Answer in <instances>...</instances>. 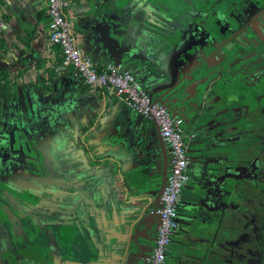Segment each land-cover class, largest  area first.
<instances>
[{"label":"crops","instance_id":"obj_1","mask_svg":"<svg viewBox=\"0 0 264 264\" xmlns=\"http://www.w3.org/2000/svg\"><path fill=\"white\" fill-rule=\"evenodd\" d=\"M98 1L69 0L66 14L82 50L99 67L120 63L145 84L152 99L181 112L183 119L189 181L181 192L179 223L165 264H214L236 234L228 222L236 217L242 199L241 141L223 143L213 137L215 128L201 134L199 121L188 122V112L173 99L191 95L190 80L197 79V73L179 82L182 62L171 75L168 71L165 82L152 76L146 69L149 63L166 65L170 51L160 57L150 53L148 45L141 46L143 37L130 32L126 37L114 21L98 18ZM46 16L45 0L0 1V76L5 80L0 84V264H146L154 245L157 219L152 210L168 170V149L155 122L112 90L85 86L70 70L61 73L65 78H59L60 83L72 90L66 99L72 100L73 109L71 120L62 119L67 133L61 151L66 164L61 166L59 216L52 218L49 204L37 216L34 200L30 203L21 193L27 190L29 196L37 178L16 171L20 153L3 146L8 139L4 133L19 126L20 109L30 114L36 91L41 85L50 87L57 76L54 67L60 54L49 41ZM74 126L80 131L68 144ZM226 167L239 173L227 176ZM71 209L76 217L61 216ZM55 221L59 226H53ZM37 238L42 242L35 247Z\"/></svg>","mask_w":264,"mask_h":264},{"label":"rangeland","instance_id":"obj_2","mask_svg":"<svg viewBox=\"0 0 264 264\" xmlns=\"http://www.w3.org/2000/svg\"><path fill=\"white\" fill-rule=\"evenodd\" d=\"M166 1L99 0L96 10L98 18L114 21L118 31L126 37L129 32L143 37L141 46L147 48L148 45L150 53L160 57L170 51L172 59L168 57L166 65L149 63L146 69L152 76L165 82L164 76L168 71L171 75L173 68L182 62L185 66H181L178 76L182 80L191 79L194 73L201 74L200 78L190 80L194 87L191 95L174 98L173 102L179 104L182 112H188V122H200L197 128L201 134L210 133L208 129L215 128L217 132L213 137L222 142L239 139L244 157L251 162L244 166L243 174L248 179L262 182L264 189V111L259 106H253L252 101L243 100L246 96L244 92H238L247 89L253 93L252 89L264 81V65L260 64L264 63V0H211L206 8L213 16L212 21L192 16L191 10L185 11L178 19H174L173 15L167 16L161 11L166 9ZM181 19H186V32L170 40L179 28L174 20ZM55 73L57 76L51 80L50 87L41 85L36 91L31 113L21 107L16 116L19 126H10L9 131L4 133L8 139L3 145L20 153L16 171L24 170V177L28 174L37 178L36 189L29 191V196L26 195L27 190L20 191L24 199L29 197L30 203L34 200L37 216L42 214L40 209L49 204L46 207L50 208L52 218L59 216L58 207L62 205L61 184L64 179L61 177V166L66 164V159L61 156V151L67 133L62 119L67 117L68 121L71 120L72 115L69 114L73 109L72 100L66 99L72 90L60 83L59 78L65 76ZM173 81L174 78L171 83ZM18 99L23 106V97ZM174 112L181 114L177 110ZM28 116L29 122L26 121ZM70 131L68 144L75 141L80 128L74 126ZM223 172L227 176H236L239 170L226 167ZM75 177L72 176V180ZM241 195L242 199L236 205V217L228 222V228L235 229L236 234L229 237L228 246L222 250V259L215 258L217 262L214 264H247L255 247V232L251 223L264 219L263 193L250 187L246 191L244 189ZM66 214L76 217V210L71 209L69 213L63 211L61 216ZM58 223L53 222V226H59ZM40 242L42 239L37 238L35 247Z\"/></svg>","mask_w":264,"mask_h":264},{"label":"built area","instance_id":"obj_3","mask_svg":"<svg viewBox=\"0 0 264 264\" xmlns=\"http://www.w3.org/2000/svg\"><path fill=\"white\" fill-rule=\"evenodd\" d=\"M1 1V0H0ZM49 17V41L61 49L62 60L54 68L57 73L67 70L92 88H107L123 99L135 112L151 118L168 149V170L158 203L152 210L157 224L154 245L146 264H165L171 235L178 226V206L181 192L189 181L188 143L181 116L174 114L160 101L150 97L144 83L120 63L99 67L78 44L66 14L69 0H45Z\"/></svg>","mask_w":264,"mask_h":264},{"label":"trees","instance_id":"obj_4","mask_svg":"<svg viewBox=\"0 0 264 264\" xmlns=\"http://www.w3.org/2000/svg\"><path fill=\"white\" fill-rule=\"evenodd\" d=\"M211 0H190L186 3H184L183 0H167L165 2L166 4V9H162L161 11L164 12L167 16L173 15L174 19L175 17L182 16V14L185 13V11L191 10L192 11V16H197L201 18H206L210 21L213 20V16H211L208 12L209 10L206 8L207 4ZM192 18V17H190ZM49 17L46 16V18H43V21L46 23L48 22ZM178 19V18H177ZM186 19H181L179 20H174L175 23L179 24L178 31L170 36L171 38L174 39L178 34L182 33V36L184 35V32L187 30V26H184ZM73 35L76 37L77 33L73 32ZM54 47H56L55 51L59 52V58L56 60V64L60 63L62 60V53L61 49L57 46L52 44ZM263 64L264 63H260ZM56 66V65H55ZM201 74H195V78H200ZM2 76H0V84L3 82ZM5 84V80L3 82ZM86 86V84H85ZM88 87V86H87ZM251 91V90H250ZM250 91L246 90H239L238 92H244L246 96L243 98V100H249L253 102V106H259L261 111H264V81L258 83L257 86H255L252 91L253 93H249ZM237 92V93H238ZM264 123V121H263ZM243 163L246 164H251L249 163L245 158L243 159ZM244 170V167H243ZM241 188L238 192L243 193V190L248 189L250 187H254L257 190H261L263 193L264 197V189H263V184L262 182L258 181L257 179H248L246 176H244L243 182H239ZM231 197V195H229ZM252 195L250 194L249 197ZM251 226L253 227V231L255 232V240L256 244L253 250L250 253V257L247 259V264H264V219L261 222L257 221H252Z\"/></svg>","mask_w":264,"mask_h":264},{"label":"water","instance_id":"obj_5","mask_svg":"<svg viewBox=\"0 0 264 264\" xmlns=\"http://www.w3.org/2000/svg\"><path fill=\"white\" fill-rule=\"evenodd\" d=\"M184 78V77H183ZM186 79V78H185ZM184 80V79H183ZM181 78L178 80L179 82H181V81H183ZM148 90V89H147ZM149 93V92H148ZM149 95H150V97H151V94L149 93ZM152 98V97H151ZM162 103V102H161ZM163 105H165L166 107H168L174 114H177V113H175L174 111V108L173 107H170V106H168V105H166V104H164V103H162ZM178 115V114H177ZM165 178H166V174H165V176L163 177V179H162V183H161V189H162V187H163V185H164V182H165ZM161 189H160V191H161ZM160 193V192H159Z\"/></svg>","mask_w":264,"mask_h":264},{"label":"flooded vegetation","instance_id":"obj_6","mask_svg":"<svg viewBox=\"0 0 264 264\" xmlns=\"http://www.w3.org/2000/svg\"><path fill=\"white\" fill-rule=\"evenodd\" d=\"M254 240H255V237H254ZM255 242H256V240H255Z\"/></svg>","mask_w":264,"mask_h":264}]
</instances>
